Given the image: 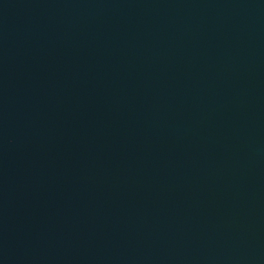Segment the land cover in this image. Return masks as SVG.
Instances as JSON below:
<instances>
[{
    "label": "water",
    "instance_id": "obj_1",
    "mask_svg": "<svg viewBox=\"0 0 264 264\" xmlns=\"http://www.w3.org/2000/svg\"><path fill=\"white\" fill-rule=\"evenodd\" d=\"M0 264H264V0H0Z\"/></svg>",
    "mask_w": 264,
    "mask_h": 264
}]
</instances>
